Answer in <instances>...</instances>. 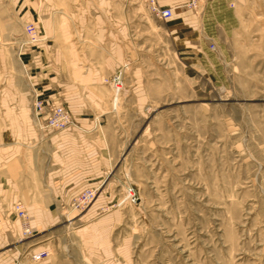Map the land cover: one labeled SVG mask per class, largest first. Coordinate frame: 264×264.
Wrapping results in <instances>:
<instances>
[{
    "label": "rangeland",
    "instance_id": "rangeland-1",
    "mask_svg": "<svg viewBox=\"0 0 264 264\" xmlns=\"http://www.w3.org/2000/svg\"><path fill=\"white\" fill-rule=\"evenodd\" d=\"M98 1L85 3L102 10L104 56L114 35L121 41L122 60L101 77L112 167L87 187L93 200L81 209L70 202L48 233L37 237L25 209L33 231L19 233L25 253L43 240L48 256L34 262L264 264V0H246L241 25L213 51L204 38L179 45L143 0ZM27 24L36 38L38 29L23 26L32 42ZM127 185L135 203L123 200Z\"/></svg>",
    "mask_w": 264,
    "mask_h": 264
},
{
    "label": "crops",
    "instance_id": "crops-1",
    "mask_svg": "<svg viewBox=\"0 0 264 264\" xmlns=\"http://www.w3.org/2000/svg\"><path fill=\"white\" fill-rule=\"evenodd\" d=\"M187 1L157 0L172 8V16L163 20L183 47L198 46L204 38L215 44L206 46L213 51L241 25L246 0H206L198 11L188 9ZM96 7L85 0H0V264H67L63 258L30 259V251L49 242L25 253L30 243L18 240L12 207L15 202L25 207L38 237L62 219L75 195L102 184L112 167L101 77L122 60L121 41L114 35L113 54L104 56L102 10ZM27 20L38 29L32 42L24 41ZM120 24L115 31H121ZM33 96L45 109L66 107L74 126L40 128L46 112H35ZM105 197L99 195L84 215Z\"/></svg>",
    "mask_w": 264,
    "mask_h": 264
},
{
    "label": "built area",
    "instance_id": "built-area-1",
    "mask_svg": "<svg viewBox=\"0 0 264 264\" xmlns=\"http://www.w3.org/2000/svg\"><path fill=\"white\" fill-rule=\"evenodd\" d=\"M152 15L158 19H166L172 16V8L160 6L157 0H143ZM203 0H188L185 6L188 9L197 11L200 7V3ZM25 33L30 41L36 40V33L32 24H27L25 26ZM209 47L211 49L215 48L214 43H210ZM112 86L114 88V99L118 96L121 89L120 76L116 74L112 79ZM33 109L37 113L46 112L44 119L39 123L40 127L44 126L46 128L54 130H63L74 126V121L70 112L62 105L50 104L47 109H45V104L41 99L35 98L33 101ZM95 189L85 188L75 195L71 200V206L75 209H81L86 207L94 198ZM123 200L128 203H135L136 195L134 189L131 185H127L124 191ZM15 216L20 220L21 225V235L22 237H30L33 235V231L28 224L27 214L25 208L20 202H15L14 204ZM48 256L47 249H41L34 251L30 254V258L34 261H41Z\"/></svg>",
    "mask_w": 264,
    "mask_h": 264
}]
</instances>
